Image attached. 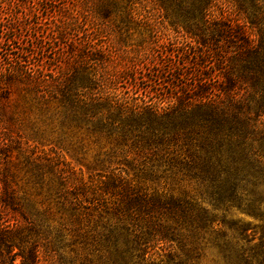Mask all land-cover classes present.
Segmentation results:
<instances>
[{
  "label": "trees",
  "instance_id": "16d2710c",
  "mask_svg": "<svg viewBox=\"0 0 264 264\" xmlns=\"http://www.w3.org/2000/svg\"><path fill=\"white\" fill-rule=\"evenodd\" d=\"M98 26L150 29L157 61L109 67ZM158 28L185 43H158ZM138 80L169 93L140 96ZM17 108L51 134L91 138L139 182L180 176L195 195L148 192L120 168L89 193L33 159V185L51 201L39 213L0 169V264H63L61 216L92 264H199L209 250L221 264H264V0H0L2 133Z\"/></svg>",
  "mask_w": 264,
  "mask_h": 264
},
{
  "label": "rangeland",
  "instance_id": "374dc122",
  "mask_svg": "<svg viewBox=\"0 0 264 264\" xmlns=\"http://www.w3.org/2000/svg\"><path fill=\"white\" fill-rule=\"evenodd\" d=\"M48 6L47 8H49ZM21 13L24 10H20ZM39 19L41 23L46 22L47 19L54 13L50 8L48 11L43 9L38 12ZM39 22V21H38ZM148 28L142 29L138 27L123 29L113 26H98L95 30L93 29L95 36V41L102 45L107 51H110L111 58L109 60L113 61V64L109 67L115 66L116 70L124 69L128 67L129 64L139 61L141 67L144 66L143 62L148 64L150 59H155L156 52L152 42L153 39L148 35ZM97 31V32H96ZM158 43L164 44H174V46H182L185 42L184 39L177 36L176 34L166 32L163 29H156ZM151 54L143 60L146 54ZM157 61V60H156ZM108 65V64H107ZM143 69V68H142ZM139 92L138 95L142 96H153L154 92L158 89L166 91V85L162 82L150 83L149 81L138 80ZM159 83V84H158ZM123 91V89H120ZM169 93V91H166ZM14 101V96L10 98V103ZM10 108V107H9ZM18 110L10 109L11 113H14V117L10 118L3 129L0 130V146H6L3 151V156L0 157L2 166L0 167L2 174L7 173V179L11 181L12 186L17 191V194L22 199L31 200L35 209L39 213H43L49 207L48 204L51 203L44 194L37 189V186L33 185L30 174L32 168L30 162L33 159H37L38 164L47 165L48 160H50V166L53 168L61 169L64 175L68 176L71 186H76L79 189L85 187L86 192L92 193V180L96 179L97 174H103L110 169H118L126 171L128 180H132V185H144L148 189H157L161 191L162 187H165V192H171L174 197L181 196L185 194V197H194L195 191L193 185L186 179H181L177 176L172 180H160V181H149L139 182V179L134 176V174L127 169L125 165H115L109 164V162L116 161L113 158L104 157L102 152H99L92 139L83 135H60L49 133L46 129L36 119L38 116L35 111H27L22 108H17ZM19 114H16L18 113ZM7 129L9 130L7 132ZM6 136V138H4ZM36 137L37 141L33 140ZM41 137V139H40ZM56 155L59 156L56 157ZM58 159V161H56ZM119 160V159H118ZM102 161L101 167L98 166L99 162ZM58 163L57 167L54 164ZM50 170V169H49ZM52 212V210H51ZM50 212V213H51ZM47 215V212L45 213ZM59 215L55 216V220ZM226 220H239L243 223H249L250 227L258 225L257 222L252 219L241 215L236 212H232ZM63 217V218H62ZM63 219V224L65 228L63 234L65 239L63 241L62 250L60 254L62 256L61 261L63 264H92L86 262L85 256L88 251L82 250L78 242L73 243L72 229L69 224H67V217L61 216ZM55 224V223H54ZM57 226V225H55ZM81 229L79 233L87 230L85 222H80L78 224H72V228ZM247 235H251L250 230L247 231ZM257 237V235H256ZM221 264L220 258L217 256L214 250H209L204 253V257L201 259L199 264Z\"/></svg>",
  "mask_w": 264,
  "mask_h": 264
}]
</instances>
